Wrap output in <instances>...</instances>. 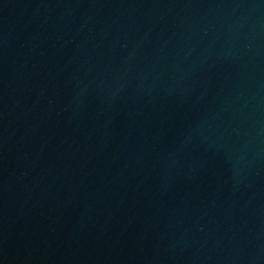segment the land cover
<instances>
[{
  "label": "water",
  "instance_id": "obj_1",
  "mask_svg": "<svg viewBox=\"0 0 264 264\" xmlns=\"http://www.w3.org/2000/svg\"><path fill=\"white\" fill-rule=\"evenodd\" d=\"M0 264H264V0H0Z\"/></svg>",
  "mask_w": 264,
  "mask_h": 264
}]
</instances>
